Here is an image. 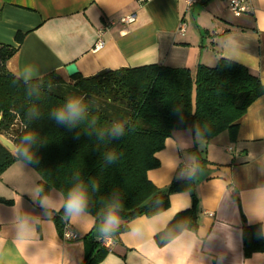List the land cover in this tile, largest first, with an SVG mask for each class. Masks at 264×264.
Listing matches in <instances>:
<instances>
[{
	"label": "crops",
	"instance_id": "0c3cea01",
	"mask_svg": "<svg viewBox=\"0 0 264 264\" xmlns=\"http://www.w3.org/2000/svg\"><path fill=\"white\" fill-rule=\"evenodd\" d=\"M251 1L252 12L231 17L226 0H202L190 8L185 0H0V43L17 46L16 34L23 35L6 62L23 80L57 71L68 81L70 63L88 77L146 64L194 71L224 57L247 67L264 85V0ZM130 13L136 14L133 23L119 22ZM105 25L104 47L94 52L97 31ZM237 125L235 139L225 131L207 144L190 129L172 131L156 154L159 166L147 176L161 190L177 180L181 189L170 193L169 207L159 214L128 223L119 219L115 229H127L107 237L108 251L96 264H264V253L245 258L242 244L243 219L261 224L264 233V96ZM195 149L209 162L191 178ZM38 180L22 161L0 175V264H82L83 237L95 219L85 211L69 217L78 238L63 240L53 222L63 196L51 189L45 196L52 207H42ZM193 196L196 223L158 246L155 235L192 207Z\"/></svg>",
	"mask_w": 264,
	"mask_h": 264
},
{
	"label": "trees",
	"instance_id": "16d2710c",
	"mask_svg": "<svg viewBox=\"0 0 264 264\" xmlns=\"http://www.w3.org/2000/svg\"><path fill=\"white\" fill-rule=\"evenodd\" d=\"M22 38L16 34L17 46L0 43V134L16 146L10 152L0 143V175L15 161L27 163L39 175L38 199L56 189L65 202L71 189L82 187L88 201L85 212L95 219L83 237L87 251L82 264L99 262L108 251L100 239L127 229L124 225L103 236L100 228L109 211L128 223L169 207L170 193L180 190L183 182L173 181L168 190H161L147 172L159 166L156 154L172 131L190 129L204 144L225 131L235 139L237 121L264 96L257 75L224 57L214 66L198 64L194 71L146 64L104 69L88 77L77 73L68 81L57 71L23 80L6 68ZM72 98L80 99L85 111L69 127L53 112ZM114 126L123 133L114 135ZM25 151L31 162L24 158ZM194 152L191 178L209 162L204 152ZM68 219L63 206L54 214L59 235ZM196 219L193 196L192 207L176 213L155 235L156 244L164 246ZM242 244L245 258L264 253L261 224L242 220Z\"/></svg>",
	"mask_w": 264,
	"mask_h": 264
},
{
	"label": "clouds",
	"instance_id": "9594fccd",
	"mask_svg": "<svg viewBox=\"0 0 264 264\" xmlns=\"http://www.w3.org/2000/svg\"><path fill=\"white\" fill-rule=\"evenodd\" d=\"M84 107L82 106V102L78 98H72L68 101V103L61 107L57 108L53 112L54 118L60 122L65 123L69 127L75 125L78 120H80L84 114ZM111 132L114 135H121L123 133V129L120 126H114L111 129ZM102 135V134H101ZM26 139H31L30 136H27ZM24 158L29 162L32 160V156L25 151L23 153ZM109 159H114V157L110 156ZM195 172V168L190 170L189 175ZM87 196L83 191L81 186H77L71 189L68 193L66 201L63 203V208L65 215L70 218H79L82 214H84L85 208L87 207ZM40 204L42 207L49 208L52 207L50 199L45 196L40 199ZM119 217L113 211H109L105 216V220L103 225L100 228V233L103 236H108L110 233L115 231V227L118 224Z\"/></svg>",
	"mask_w": 264,
	"mask_h": 264
},
{
	"label": "built area",
	"instance_id": "2783aa9c",
	"mask_svg": "<svg viewBox=\"0 0 264 264\" xmlns=\"http://www.w3.org/2000/svg\"><path fill=\"white\" fill-rule=\"evenodd\" d=\"M144 1V0H140ZM202 0H185V4L187 8H190L191 6L199 3ZM227 1V7L230 10V12L235 17H240L241 15H244L246 13H250L253 11L252 1L251 0H226ZM136 19V14L130 13L127 15H124L119 19V22L128 25L130 23H133ZM115 22H111L110 24H114ZM108 26L105 25L98 29L97 31V41L93 47V51L96 52L104 47V41L103 36L105 32L107 31ZM184 30L183 28L181 29ZM61 237L63 240H74L78 238V234L69 226L68 223L64 225ZM109 238L104 237L100 239V242L102 246L105 248H108L107 240Z\"/></svg>",
	"mask_w": 264,
	"mask_h": 264
},
{
	"label": "water",
	"instance_id": "95a60500",
	"mask_svg": "<svg viewBox=\"0 0 264 264\" xmlns=\"http://www.w3.org/2000/svg\"><path fill=\"white\" fill-rule=\"evenodd\" d=\"M65 71L69 77H72L78 73V69L75 63H70L66 65ZM0 143L4 148H6L10 152H15L16 151V146L15 144L6 136L0 134Z\"/></svg>",
	"mask_w": 264,
	"mask_h": 264
},
{
	"label": "rangeland",
	"instance_id": "374dc122",
	"mask_svg": "<svg viewBox=\"0 0 264 264\" xmlns=\"http://www.w3.org/2000/svg\"><path fill=\"white\" fill-rule=\"evenodd\" d=\"M229 15L231 16V17H233L234 15L229 11Z\"/></svg>",
	"mask_w": 264,
	"mask_h": 264
}]
</instances>
